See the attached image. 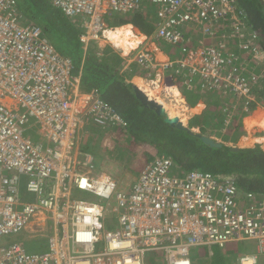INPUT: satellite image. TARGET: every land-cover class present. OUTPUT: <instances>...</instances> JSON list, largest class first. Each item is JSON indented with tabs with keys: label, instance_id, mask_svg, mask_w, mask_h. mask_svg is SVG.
<instances>
[{
	"label": "built area",
	"instance_id": "obj_1",
	"mask_svg": "<svg viewBox=\"0 0 264 264\" xmlns=\"http://www.w3.org/2000/svg\"><path fill=\"white\" fill-rule=\"evenodd\" d=\"M51 2L67 17L83 18L85 47L103 38L106 16L142 11L147 3L157 10L155 40L174 46L196 35L194 30L215 37V24L232 8V0ZM199 43L196 49L183 46L186 57L175 66L222 73L220 81L237 92L257 81L253 75L244 83L234 73L221 41ZM136 57L143 66L152 64L146 47ZM73 68L72 58L40 26L24 21L17 0H0V239L27 229L35 218L52 227L45 251L29 252L18 242L0 245V264H145L148 251L156 249L166 252L168 264H191V247L224 248L243 240L257 241L264 255V199L244 196L231 179L200 170L174 174V162L165 154L143 165L126 191L92 175L93 156L77 149L75 135L90 121L102 128L126 122L97 92L81 91ZM21 176L28 177L32 201L20 198ZM76 188L100 201L76 198ZM257 260L245 255L240 264Z\"/></svg>",
	"mask_w": 264,
	"mask_h": 264
},
{
	"label": "trees",
	"instance_id": "obj_2",
	"mask_svg": "<svg viewBox=\"0 0 264 264\" xmlns=\"http://www.w3.org/2000/svg\"><path fill=\"white\" fill-rule=\"evenodd\" d=\"M17 2L19 11L24 16L25 21L41 24L45 34L56 48L72 58L74 63L72 72L74 74L81 73V90L84 92L94 89L99 91L103 99L115 106L126 120V130L129 134L154 145L159 154L169 155L174 162V168L177 166L182 171L200 170L210 172L218 179L232 178L240 193L244 196L251 193L258 199H264V149L260 144L239 150H232L230 146L225 144L219 147L211 146L205 143L197 134L171 126L154 109L146 107L140 102L136 96L134 84L128 82L133 74H146V69L144 70L138 64L133 63L130 71L125 74L118 67L119 64L122 65L121 63L125 59L119 51H114L112 46L108 45L106 47L110 48L109 52L114 53L112 61L107 60V56L102 55L98 43L93 41L85 47L81 40L83 29L79 19L71 20L59 9L53 7L49 0H29L26 3L24 0H17ZM143 7H147L148 10L152 8L151 5ZM34 8L35 11L33 12L31 9ZM232 8L239 21L244 24L242 30L249 34V39L254 37L250 41V47L258 46L264 54V0H232ZM232 8L227 11L226 16H223L222 21L215 24L217 34L220 30L224 32L227 24L231 26L235 24V20L232 19ZM155 12L156 19L146 11L145 13L142 11L123 13V15L116 17L114 19L115 23L112 26L110 24V26L120 27L132 23L137 27L133 26L138 34H141L139 31L141 30L143 33L150 35L155 29L156 22H158L156 8ZM39 14L46 18V24L43 23V19L40 18ZM54 31H57L61 39L65 40V44L60 46V40L52 38ZM194 32L200 36L202 35L201 31L194 30ZM223 51L227 56L230 55L224 49ZM258 73L262 78H259V81L252 85L250 95H239L234 91L225 92V98L220 96L214 98L213 101L208 103L204 113L191 119L189 127H199L200 134L206 136H210L209 131L218 133L225 124L226 109L233 107L237 98L241 97V102H239L236 109L238 115L235 113L234 121L228 125L225 124L224 127L226 129V135L224 136L226 141L231 138L233 141L236 140L237 136L244 132L241 123L242 117L251 114L259 105H264V66ZM138 81L142 83V80L137 79ZM198 91V87L191 89V92L196 96ZM189 98V102L193 104L192 99L195 97L191 95ZM145 159L141 168L151 158ZM176 172L177 170L174 174ZM138 173H135L136 179ZM194 248H202L203 250V246ZM202 260L204 264H227L223 257L216 254V252L214 256L204 254ZM158 264L160 263L158 262Z\"/></svg>",
	"mask_w": 264,
	"mask_h": 264
},
{
	"label": "rangeland",
	"instance_id": "obj_3",
	"mask_svg": "<svg viewBox=\"0 0 264 264\" xmlns=\"http://www.w3.org/2000/svg\"><path fill=\"white\" fill-rule=\"evenodd\" d=\"M24 2H29V0H24ZM151 5V10L149 11L147 7H143L142 12L145 13V11L153 16L154 19H156V12H155V5H152L150 3L145 4ZM33 12L34 9H31ZM123 15V13H116L112 17L106 16L107 24H111V26L115 23V18L118 16ZM40 18L43 19V23L46 24V18L39 14ZM232 19L235 20V24L233 26L227 24L225 27L224 32L222 30L219 31V37L218 41L221 39V42L223 43V49L227 51V53L230 54V57L232 58V70L234 73H237L238 76L243 79L244 83L248 82L249 80H252L253 75H260L259 70L264 66V54L263 52L259 51V47H250V41L254 39L252 37L249 39V34H246L242 29L244 27V24L242 21H239L238 17L234 15ZM231 19V20H232ZM230 20L231 24L232 21ZM237 21V22H236ZM132 30L135 32L136 35L138 31L134 28ZM52 38L54 40H60V46L65 44V40L61 39V36L57 31L53 32ZM58 40V41H59ZM249 40V43H248ZM114 43V42H112ZM163 42H161L162 44ZM170 44H165V50H168L170 48ZM117 49V51L121 52L122 54H130L129 52L124 49L126 53L122 50L123 48L120 47H114ZM122 48V49H121ZM164 82V78L162 79V83ZM161 83V82H160ZM80 84H81V77H80ZM142 86V83L139 84ZM178 87L180 85L178 84ZM189 87H195L199 88V94L202 98H205L207 100L209 98L208 103L210 101H213L214 98L217 97H223L225 98L226 95L225 92L228 93V91L225 89V91H220L218 89H215L211 85H201L197 82L193 81ZM253 86H250L248 90H245V85L239 86L238 88L242 89L239 90V95H250V91ZM181 89V88H180ZM91 91L84 93H90ZM182 92V90H181ZM154 94L156 92L154 91ZM225 96V97H224ZM179 98V97H178ZM185 98V97H184ZM241 97H238L236 102L234 103V106L230 109H226L229 111L230 116L228 115V112H226V120L225 124L228 125L232 121H234V115L236 113L237 106L239 105V102H241ZM172 99V98H171ZM183 100H181L182 103ZM180 103V101H179ZM203 107V108H202ZM182 109V107H179ZM198 108V106H197ZM196 108V109H197ZM201 108V109H200ZM197 111L190 110V113L188 114V117L185 116V112H179L182 110H177L178 114H181L182 120L187 124L190 123L191 119H193L196 115H201L204 113L205 109H207V103L205 106H201ZM189 108L183 107V111H186ZM189 111V110H187ZM259 111L257 114L261 113L264 115V105H259L254 111L251 112V115L255 112ZM171 112V110H170ZM174 113V112H173ZM184 113V115L182 114ZM238 115V112L236 113ZM256 114V115H257ZM247 118L248 115H245L241 119V123L243 124L244 132L241 133L239 136H237V139L233 141V139H229L226 141V138L224 136L226 135V129L225 124L220 129L218 133L210 132V136H212L215 140L218 142L224 143L228 146L233 147H240L244 146V148H250L254 147L257 144H260L261 147L264 149V142L261 140H255L256 138H261L264 135V129L262 126H260L258 123L254 124L252 119L254 116ZM247 118V119H246ZM246 120V122H244ZM247 123V125H246ZM246 125V126H245ZM122 127V126H121ZM107 128V127H106ZM117 128V127H116ZM113 129H101L97 126L89 125V128L79 131V134L83 132V138L80 140V144L82 145V149L85 150L88 149L92 155L94 156L93 161V173L92 175H102L103 173H107L109 175V178L111 181L117 182L116 191H126L130 188V185L136 180L135 178V172H139L141 165L143 161H145V158H151L153 159L154 155H158L157 148L152 145L148 144L147 142L143 141L142 139L135 138L131 134L128 133L127 127H122L119 131ZM197 132H200L199 127H193ZM124 131V132H123ZM228 132V131H227ZM236 134V133H235ZM247 137L244 139V137ZM249 139V141L247 140ZM243 140V142H242ZM254 141V142H252ZM260 141V142H258ZM245 142V143H244ZM242 143V144H241ZM150 159V160H151ZM133 169H129V168ZM177 168V169H176ZM181 168H178L175 166L173 168L174 171L177 170L176 174H184L187 171L181 170V173L179 171ZM28 177L21 176V200L22 201H32L34 200V194L27 192L26 190V184H27ZM76 198H82L92 201H100L99 197H96L89 191H82V190H76L75 191ZM114 198L110 201V204L114 203ZM103 203H106V200L102 201ZM36 218L30 223L29 227L22 232L18 234H12L9 236H4L0 239V245L1 246H8L9 244L18 242L22 243L23 246L27 249L29 252H43L48 247V241L49 237L51 235L50 227L51 225L45 226H32L35 223ZM49 223H52L51 220H48ZM42 229V230H38ZM47 246V247H46ZM212 248L215 250L216 254H219L223 257L224 261L227 262V264H237L240 261V258L242 256H245L247 254L255 252L256 248V242L253 240H245L241 242L237 241H230L228 242L225 249L218 248L217 246L213 245ZM221 252V254H220ZM156 255L152 253L147 254V260L146 264H154V258ZM189 257L191 258L193 264H204L202 257H203V250L202 248H193L190 251Z\"/></svg>",
	"mask_w": 264,
	"mask_h": 264
},
{
	"label": "clouds",
	"instance_id": "obj_4",
	"mask_svg": "<svg viewBox=\"0 0 264 264\" xmlns=\"http://www.w3.org/2000/svg\"><path fill=\"white\" fill-rule=\"evenodd\" d=\"M49 2L51 3V5L53 6V7H55L53 4H52V2H51V0H49ZM56 8V7H55ZM58 9V8H57ZM60 10V9H59ZM61 11V10H60ZM62 12V11H61ZM63 13V12H62ZM22 14V13H21ZM64 14V13H63ZM235 14H234V9L232 8V17L234 16ZM22 18L24 19V21H25V18H24V16L22 15ZM69 18V17H68ZM71 19V18H70ZM77 19H79V21L81 22V25H82V23H83V18L82 17H79V18H72L71 20H77ZM29 23H33V22H29ZM34 24H36V23H34ZM36 25H38V26H40L41 28H42V30H43V32H44V29H43V26L41 25V24H36ZM108 26H107V28L106 29H108V28H114V27H111L109 24H107ZM156 25H157V22H156ZM155 28H156V26H155ZM83 29V28H82ZM83 32H84V30H83ZM202 32V31H201ZM143 33V32H142ZM83 34V33H82ZM145 34V33H144ZM154 34H155V29H154V31H153V33L152 34H150V35H148V34H145V36H144V39L140 42V43H138V45L135 47V48H132L130 51H129V53L130 54H122L121 52V56L125 59V62L130 66L129 68H131V66H132V64L133 63H136V64H138L139 66H141L144 70L146 69L147 70V72H146V74H144V75H146V77H150L151 79L158 73V71L159 70H161V69H163V70H168V71H170V72H172V74H173V76H178V78L179 79H181V81H182V84L186 87V88H188L190 91H191V89H193V87H189V85L193 82V81H195V82H197L198 84H201L202 86L203 85H211L212 87H216L215 89H218V90H220V91H225V89L228 91V92H232V91H234L235 93H238L237 91H235V88H234V86L233 85H226V81L225 82H221L220 81V79L221 78H225L224 77V74H219L218 76H212V75H210V74H208V75H204L202 72H197V73H193L191 70H190V68L191 67H189V66H187V68H184V67H177V66H175V65H177L178 63L177 62H175V60L176 59H180V60H184L185 59V57H186V53L185 52H183L182 51V47L184 46V47H194L195 49L196 48H198L199 47V45L201 46V44L199 43V39H204V41H205V44H208V45H213L215 42L217 43V41H218V38H220L219 37V34H217V32H216V36L215 37H213V38H206V37H204V34H203V32L201 33L202 35L200 36L199 34H196V35H199V37L197 38V40H196V43H194V41L192 40V38L193 37H195L196 35H194V36H191L190 37V39L188 38H186V40L183 42V43H181L180 45H177V46H174L175 48L174 49H177L176 50V52H177V54H179V51H180V53H181V55H182V57L180 58V56H176L175 58H170L169 60H167V61H160L157 57H156V53H157V51L159 50V49H161V47L159 46V43H160V41H156L155 40V38H154ZM44 35L45 36H47L46 34H45V32H44ZM48 37V36H47ZM49 38V37H48ZM50 39V38H49ZM102 40H107L106 39V37H105V31H104V36H103V38L101 39V40H97V41H94V42H96V43H98L99 44V42H101ZM219 41H221V39L219 40ZM52 42V41H51ZM93 42V41H92ZM161 42H163V41H161ZM53 43V42H52ZM109 43V45H111L113 48L114 47H117V46H115L112 42H108ZM164 44H166V42H163ZM84 44V43H83ZM167 44H169V43H167ZM171 45V44H170ZM203 45V44H202ZM99 47H100V45H99ZM144 47H146V48H148L149 49V51L152 53V56H153V58H152V64H150L149 66H143V65H141L140 63H138V61H137V57H136V55L138 54V52L140 51V49L141 48H144ZM101 48V47H100ZM118 48H120V47H118ZM58 49V48H57ZM114 49H116V48H114ZM122 49V48H121ZM59 50V49H58ZM123 50V49H122ZM60 51V50H59ZM116 51H117V49H116ZM259 51H261V50H259ZM262 52V51H261ZM122 72V71H121ZM80 74V77H81V73H79ZM171 74V73H170ZM140 76H143V75H140ZM173 76H168V77H165V80H164V83L165 84H167V85H178V83L174 80L173 81ZM256 77H257V81L256 82H258L259 81V78H262L261 77V75L259 76V75H255ZM218 77V78H217ZM129 81L128 82H132L131 80H130V78L128 79ZM134 85H138L137 83H135V82H132ZM253 84H255V83H252L251 84V86L253 85ZM139 86V85H138ZM140 88H142L143 89V87H141V86H139ZM230 87H232V89H230ZM81 89V88H80ZM144 90V89H143ZM252 90V89H251ZM82 91V90H81ZM92 91H95V92H97L98 93V95H99V97L101 98V99H103V97L101 96V94L99 93V91H97V90H91V92ZM145 91V90H144ZM82 92H84V91H82ZM146 92V91H145ZM147 93V92H146ZM148 95L150 96V97H152V98H154L153 96H151L149 93H148ZM154 99H156V98H154ZM104 100V99H103ZM157 100V99H156ZM105 101V100H104ZM157 101H159V100H157ZM105 102H107V101H105ZM160 102V101H159ZM107 103H109V102H107ZM162 103V102H161ZM110 104V103H109ZM111 105V104H110ZM113 106V105H112ZM114 108H115V106H113ZM226 109V108H225ZM115 110L118 112V110L115 108ZM169 110V109H168ZM169 112H170V110H169ZM171 113V112H170ZM118 114L122 117V119L126 122V120L123 118V116L121 115V113H119L118 112ZM172 114H174V113H172ZM180 116V115H179ZM181 119H182V117H180ZM188 124V123H187ZM89 125H93V126H97L98 128H101V129H103V130H105V129H107V128H102L101 126H99L98 124H95L94 122H88L81 130H79V131H83L84 129H85V127H86V129H88L89 128ZM189 125V124H188ZM122 125H118V126H110V127H108L109 129H113V128H116L115 130H120L122 127H126L127 126V122H126V125L125 126H122ZM193 128V127H192ZM194 129V128H193ZM79 131L77 132V134L75 135V141H76V144H77V146H78V150L79 151H81V152H87V153H89V154H91L92 155V153L88 150V149H86L85 148V150H83L82 149V145L80 144V140L83 138V135L85 134H83V132L82 133H80L79 134ZM194 131H196L195 129H194ZM30 132V131H29ZM28 132V133H29ZM197 132V131H196ZM200 133V132H199ZM210 137H212V136H210ZM213 138V137H212ZM214 139V138H213ZM215 140V139H214ZM217 141V140H216ZM218 142V141H217ZM219 143H221V142H219ZM221 144H224V143H221ZM230 147H233V146H230ZM93 156V155H92ZM93 159H94V156H93ZM95 160V159H94ZM93 160V161H94ZM177 169V168H176ZM180 172H181V170H180ZM188 172V171H187ZM107 174V173H106ZM108 175V174H107ZM97 177H98V175H96ZM95 176V177H96ZM100 177L102 176V175H99ZM136 178V177H135ZM107 179H110L109 178V175H108V178ZM115 181V180H114ZM116 182V181H115ZM117 183V182H116ZM76 190H82V191H85V190H83V189H80V188H76V189H74L73 190V194L75 195V191ZM129 190V189H128ZM93 194V193H92ZM93 195H95V194H93ZM96 196V195H95ZM97 197V196H96ZM87 200V199H86ZM89 201H92V200H89ZM92 202H98V201H92ZM34 225H32V226H38L39 224H38V220H36L35 221V223H33ZM41 226H44L43 224L41 225ZM46 227V226H45ZM51 228L52 227H50V230H51ZM38 230H42V229H39L38 228ZM43 231V230H42ZM22 232V231H21ZM20 233V232H19ZM18 234V233H17ZM243 241H245V240H243ZM253 241H255V240H253ZM238 242H241V241H238ZM256 242V248H255V252H253V253H250V254H247V255H250V256H254V255H257V257H258V260H257V264H260L259 263V259H260V257L261 256H264V255H261V254H259L258 253V244H257V241H255ZM212 246L213 245H210V246H203V248H205V247H211L212 248ZM215 246H218V245H215ZM227 246V245H226ZM226 246L224 247V248H222V247H220V246H218V247H220V249L222 248V249H225L226 248ZM195 247H202V246H195ZM192 248H194V247H191L190 248V251H191V249ZM148 253H152V254H154V255H156L155 256V258H154V264H158V262L160 263V264H168V261H167V258H166V252L164 251V250H162V249H156V250H152V251H148ZM147 253V254H148ZM147 254H146V258H145V264H146V260H147ZM243 257V256H242ZM241 257V258H242ZM190 258V257H189ZM241 258H240V261L237 263V264H240V262H241ZM190 261H191V264H193V262H192V260H191V258H190Z\"/></svg>",
	"mask_w": 264,
	"mask_h": 264
},
{
	"label": "crops",
	"instance_id": "obj_5",
	"mask_svg": "<svg viewBox=\"0 0 264 264\" xmlns=\"http://www.w3.org/2000/svg\"><path fill=\"white\" fill-rule=\"evenodd\" d=\"M131 24V25H129ZM126 25V24H124ZM123 25V26H124ZM132 25L137 28L134 24L132 23H128L127 26H131L132 28ZM122 26V25H121ZM117 28V27H116ZM110 29H114V28H110ZM109 30V29H108ZM141 33L142 31L139 30ZM106 36V35H105ZM135 36L137 38H142L143 40V36H145L144 33H142L141 35H136ZM199 37V35H196L195 37L192 38V40L194 41V43H196V40L197 38ZM107 39V38H106ZM141 40V41H142ZM140 41V42H141ZM108 42H111L109 41L108 39L107 40H102L101 42H99V45L101 47V49H99L100 52H102V55L104 56H107L106 59L107 60H110L112 61L114 59V53L113 52H109L110 48H106L108 47L109 43ZM111 46V45H110ZM159 46L161 47V49H159L156 53V57L160 60V61H167L169 60L170 58H175L176 55H177V52L176 50L177 49H174L175 47L173 45H170L171 47L168 49V50H165V44L162 43L161 44V41L159 43ZM106 48V49H105ZM114 49V48H113ZM114 51H116V49H114ZM124 51V50H123ZM117 52V51H116ZM124 53H126L124 51ZM107 54V55H106ZM179 55H180V58L182 57L180 51H179ZM122 65L119 64L118 67H120V71H122L123 73L126 74V72L130 71L131 68H129L130 66L125 62L123 61L121 63ZM171 73V74H170ZM168 76H173L172 72L168 71V70H159L158 73L151 79L150 77H146V75H143V76H140V75H132L130 76V80L132 82H135L137 83L138 85L141 84L139 83V81L137 82V79H140L142 80V86L143 89L149 93L151 96H153L154 98H156L157 100H159L160 102H162L164 105H166V107L168 108L169 106V110L171 109V113H173L174 111V114L175 115H180V117H183L181 114H176V112H178L177 110H182V111H179V112H185V116L188 117V114L187 113H190V110H194V111H197L201 106H205L206 103L208 105V101L205 100V98H202L199 94V92H197V96L195 94H193L188 88H186L183 84H182V81L181 79L178 78V76H173V81L175 80L179 85L180 87H178V85H167L165 84L164 82L162 83V79L164 78L165 80V77H168ZM129 81V80H128ZM161 82V83H160ZM140 86V85H139ZM176 88L178 89L179 93H180V96H176L175 94L172 95V89L173 88ZM181 88V89H180ZM171 90V91H170ZM182 90V92H181ZM154 91L156 92V94H154ZM193 95V98L192 101H194V103H190L189 100V96ZM179 97V98H178ZM185 97V98H184ZM172 98V99H171ZM181 100L182 103H181ZM180 101V103H179ZM198 106V108H197ZM179 107H182L179 108ZM183 107L185 108H189L187 110L189 111H183ZM197 108V109H196ZM203 108V107H202ZM201 109V108H200ZM259 111H255L252 115H256ZM184 115V113H182ZM251 114H249L247 116V118L251 117L252 116ZM246 118V119H247ZM185 119V118H184ZM246 122V120L244 121ZM247 125V123H246ZM245 125V126H246ZM264 136V135H263ZM262 136V137H263ZM247 137L245 136L244 139H246ZM255 140H258V138H256ZM243 142V140H242ZM254 142V141H252ZM260 142V141H258ZM242 144V143H241ZM241 148H244V146H240ZM144 164V162H143ZM129 169H132L131 167ZM135 172V171H134ZM136 173V172H135ZM134 173V174H135ZM47 247V246H46ZM218 247V246H217ZM220 248V247H218ZM222 249V248H221ZM220 249V250H221ZM208 255V256H214L215 254V250L213 248H209V247H205L203 248V255ZM221 254V252H220ZM259 263L260 264H264V256H261L260 259H259Z\"/></svg>",
	"mask_w": 264,
	"mask_h": 264
},
{
	"label": "water",
	"instance_id": "obj_6",
	"mask_svg": "<svg viewBox=\"0 0 264 264\" xmlns=\"http://www.w3.org/2000/svg\"><path fill=\"white\" fill-rule=\"evenodd\" d=\"M135 86V93L136 96L139 98L140 102L151 109H154L157 114L164 117V120L173 127H177L182 130H186L192 134H197L201 137V139L211 145V146H221L222 144L214 140L210 136L202 135L199 132L194 131L193 128H190L188 124H186L179 115H175L169 112L168 108L161 102L157 101L156 99L150 97L148 93H146L142 88L138 85ZM232 150H239L241 147H231Z\"/></svg>",
	"mask_w": 264,
	"mask_h": 264
},
{
	"label": "bare ground",
	"instance_id": "obj_7",
	"mask_svg": "<svg viewBox=\"0 0 264 264\" xmlns=\"http://www.w3.org/2000/svg\"><path fill=\"white\" fill-rule=\"evenodd\" d=\"M127 25L128 24H126L124 26H120V27L118 26L117 28L114 27V29L108 28L109 30L106 29L105 30V35H106L105 37L109 41L114 42L113 44L115 46L122 47L123 50L125 49L128 53L132 48H135L138 45V43H140L142 38H137L135 36V32L132 30L133 25H132V28H131V26H127ZM129 25H131V24H129ZM143 39H144V36H143ZM171 92H172V95L175 94L176 96H180L178 89H176L175 87L172 89ZM168 108H169V106H168ZM252 121L254 124L258 123L264 129V115L259 113L253 117ZM247 140L249 141V139H247ZM258 140H261L262 142H264V136L261 138H258ZM107 178H108V175L106 173H103L101 176V179H107ZM185 264H187V263H185Z\"/></svg>",
	"mask_w": 264,
	"mask_h": 264
},
{
	"label": "flooded vegetation",
	"instance_id": "obj_8",
	"mask_svg": "<svg viewBox=\"0 0 264 264\" xmlns=\"http://www.w3.org/2000/svg\"><path fill=\"white\" fill-rule=\"evenodd\" d=\"M231 178V177H230ZM232 181H234L232 178H231Z\"/></svg>",
	"mask_w": 264,
	"mask_h": 264
}]
</instances>
